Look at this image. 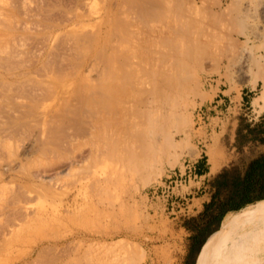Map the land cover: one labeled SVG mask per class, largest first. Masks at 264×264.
Instances as JSON below:
<instances>
[{
    "label": "rangeland",
    "instance_id": "374dc122",
    "mask_svg": "<svg viewBox=\"0 0 264 264\" xmlns=\"http://www.w3.org/2000/svg\"><path fill=\"white\" fill-rule=\"evenodd\" d=\"M123 1L17 0L12 7V16L31 24L16 32L17 42L0 43L1 56L14 50L16 57L0 68V264H187L193 232L185 222L205 205L197 211L198 201L190 206L192 195L176 198L190 189L186 182L174 191V183L169 189L164 182L184 172L202 148L209 155L212 148L218 158L224 154L220 135L211 142L198 111L205 112L222 88L233 105L248 92L262 113L257 121H264V100L258 97L264 82V0H147L152 11L150 6L138 25L156 36L149 37L146 56L132 58L137 65L119 84L131 92L128 123L148 142L147 152L112 169L110 159L91 155L92 136H82L70 149L67 135L75 129H69L77 127L80 134L88 125L86 98L108 89L118 72L110 47L120 27H111L107 10ZM120 6L116 19L128 9ZM222 10L225 16L218 15ZM248 111L236 113L238 125L242 118L250 121ZM77 112L79 126L71 123ZM222 145L239 160L237 138L230 144L226 136ZM72 161L82 167L79 177H90L89 191L95 190L93 172L102 177L109 169L113 183L73 204L69 190L76 176L67 174Z\"/></svg>",
    "mask_w": 264,
    "mask_h": 264
},
{
    "label": "bare ground",
    "instance_id": "6f19581e",
    "mask_svg": "<svg viewBox=\"0 0 264 264\" xmlns=\"http://www.w3.org/2000/svg\"><path fill=\"white\" fill-rule=\"evenodd\" d=\"M16 1L17 0H0V43L4 38H6L8 42L9 41H11V43H12V41L15 42L20 37V35L16 32H18V30H19V32L27 31L29 29L30 24H31V20L30 21L29 20L28 21H23V20L21 21V20H18V17L16 18V17L11 15L12 7L15 6ZM23 2H21L20 4H22ZM17 4H16V6H17ZM121 4H122V6L127 5L128 9H127V11H125L126 14H125L124 18L116 19V17H117L116 10L121 7L120 6ZM155 5H160V4L157 3ZM150 6L151 5H148L147 0H124L120 4H112L110 6V8L107 10V16L110 17L109 23L112 25L111 27H114V29H118V27H120L119 32L117 34H115V38H114V40H112V42L113 41L115 42L117 39V41H116L117 44L110 47L111 51H112L111 55H112L113 59L115 60V61L113 60L114 64H116V65H114L112 63L113 64L112 69L113 70L115 69L118 72L115 74V79L113 81H111L110 86L107 87L108 89L104 90L103 92L95 90L98 94H94L95 96L90 95L86 98V100H85L86 101V108L88 110H86V109L85 110L88 112H85L86 114L84 113L85 118H84V116L83 117L80 116V117L84 118V120L87 117L89 120L87 119V120H85V122L88 123V125H86V123H85V125H86L85 128L80 127V134L79 133L75 134V132L77 133L78 128L77 127L73 128L72 126L73 125H75V126L80 125L79 124L80 119H79L78 114L81 111L79 112V110H78L79 113L78 112L75 113V115H78V116H75V117H77L79 120L74 119V121L71 122V123H73V125L70 126L72 128L69 129L70 131H71V129L72 130L75 129V130L71 131L72 135L69 134L70 132L68 133L69 135H67L69 137V139H68V141L67 140L66 141L69 143L68 146H70V149H72V150L75 149L76 142L79 139H81L82 136L89 135V137L92 136V138H95L93 140L91 138V140H90L91 141L90 142V144H91V155L94 156V158H101L102 157L103 159H110V162H111L110 165L112 166V169L117 164H119V162H130V161L139 160L140 157H142L148 150L147 149L148 146L146 145V143H148V142L147 141H146V143L144 141H143L144 143L142 142L143 138L141 136L142 134H140L141 132L136 131L132 127L130 128L129 123H128V111L129 110L126 107V104L129 103V97H130L131 92L128 90H125V91L122 90V88H120L121 85H119V84L120 83L122 84V82H124L126 79L129 78V76H130L129 70L137 65L135 62L131 61L132 58L134 60L135 58H137L139 56H143V55L146 56L147 48L145 46L148 43L149 37H151V35H152V37H153V35L156 36L155 31H157V32L159 31V30H156V29H158V24H159V27H160V24H162V22H160L158 24L151 23L152 26L155 25V27H157L156 29H154L155 34L152 33L153 32L152 30H151L152 32H150L151 34L149 32H147L145 24H144V26L138 25L139 24L138 21L143 22V20H145L147 18V16L149 15L148 9L150 8ZM151 9H152V6H151L150 10ZM26 12H27V10H26ZM226 12H228V11L222 10V12H220V13L218 12V15L219 16H225ZM28 14H30V13H28ZM159 17H161V16H159ZM115 19H116V21H115ZM33 21H35V20H33ZM162 26L160 28H162V32H164L163 31L164 29ZM143 27H144V29H143ZM108 31H109V29L105 32V34L102 36V38L107 39ZM83 34H85V33H83ZM82 36L83 35L79 36L80 40H81V38H84ZM86 36L87 35H85V38H86ZM152 37L150 39L154 40V37H153V39H152ZM157 37H160V36L158 35ZM87 38H89V37L87 36ZM8 39H10V40H8ZM124 43H127V45L128 44H131V45H128V46L126 45L127 47H125V45L123 46ZM142 44H144V45H142ZM124 47L126 50L124 49ZM174 49H177V48H173V50ZM177 52L178 51L176 50V52H174V54H177ZM1 54H0V68L11 66L9 64L10 63L9 60H10V58L15 57L14 56L15 51L9 50L4 56H1ZM64 54H66V53H64ZM148 56H150V55H148ZM50 63H52V62H50ZM27 66H29V65H27ZM113 66H114V68H113ZM260 77L264 79V73L263 72H262V74H260ZM169 78H171V77L169 76ZM167 79H168V77H167ZM171 80H172V78H171ZM173 84H174V82H173ZM45 89H46V87H45ZM30 90H32V89H30ZM88 94H93V91H91V93L89 92ZM259 98L264 100V82L262 85V91H261ZM143 104L145 106H148V101H143ZM1 108H3V107H1ZM82 108H84V107H82ZM152 117H153V115H152ZM84 120L82 119L81 121L84 123ZM155 122H156V120H155ZM64 124H65V122H64ZM27 125H29V124H27ZM83 127H84V125H83ZM65 128H67V127H65ZM134 137H135V139H134ZM54 144H56V143H54ZM81 161H83V163L86 162L84 159V156L81 158ZM75 162H77V161H75ZM75 162L74 161L71 162L69 171L67 173L68 175L76 176V180L73 181L72 188L69 190V192L74 195L73 201H75V203H73V204H79V198L80 197L83 198L82 200H85L84 202H86V199L89 196H92V194L93 195L94 194L95 195L100 194L102 191L101 189H103V188L105 189L106 187H108L109 185H111L113 183V176H112V173H110L108 171L109 169L105 170L103 172V174H104V175H102L103 178L101 177L102 173H94L93 172V174L91 176H93V178H94L93 183L95 185V190L93 192L89 191L88 180L90 179V177H85V176L79 177L77 175V173L80 170H82V167L80 166V164H76ZM79 174H81V173H79ZM100 186H101V188H98ZM0 199H1V197H0ZM73 204H71V205H73ZM0 205H1V203H0ZM28 208H26V209H28ZM44 211H45V209H44ZM29 213H30V211L27 214H29ZM24 214H26V213L24 212ZM45 214H46V211H45ZM37 216H39V215H37ZM44 217L46 218L47 215L46 216L44 215ZM219 261H220V264H264V207L245 215L225 235V237L223 238V241H222L221 249H220Z\"/></svg>",
    "mask_w": 264,
    "mask_h": 264
},
{
    "label": "trees",
    "instance_id": "16d2710c",
    "mask_svg": "<svg viewBox=\"0 0 264 264\" xmlns=\"http://www.w3.org/2000/svg\"><path fill=\"white\" fill-rule=\"evenodd\" d=\"M236 138L238 148L250 141L264 144V121L251 122L242 118ZM247 176L250 181L241 183L237 168L234 172H222L214 181L216 191L212 200L205 204L199 216L186 220L185 226L193 232L187 264L193 254L192 264H218L223 237L245 215L264 207V200H261L264 199V164L252 166Z\"/></svg>",
    "mask_w": 264,
    "mask_h": 264
},
{
    "label": "crops",
    "instance_id": "0c3cea01",
    "mask_svg": "<svg viewBox=\"0 0 264 264\" xmlns=\"http://www.w3.org/2000/svg\"><path fill=\"white\" fill-rule=\"evenodd\" d=\"M250 96L251 95L248 94V92H245L241 96L242 101L240 100L239 103L233 105L232 96L230 94H226L225 90L220 88L214 97L208 101L206 111L204 112L207 115L208 121H205V125L203 127L205 128L207 137L211 140V142L212 136L215 133L220 135L218 137L217 145L224 149V154L218 158L215 156L212 148L209 150L211 151L210 155L208 154V150L202 148L200 154L193 160V162H190L189 164L187 163L188 165L185 164L184 172H180L179 174H177V172H173L168 177L176 178L171 180L166 179L164 182V186L169 188L171 187V184L178 182L177 178H179V176H182L185 173L186 175L184 180L190 189L185 193L179 194L180 196L177 194L176 198L179 197L181 200L182 198H185L187 194L192 195V197L189 198V200L193 201L190 206L194 204L195 201H198L197 211H201V208L212 200L216 191V188L214 187V181L222 172H234V169L237 168L239 180L242 183L245 180L250 181L247 174L250 173L252 166L257 167L258 164H264V144H261L258 141H250L242 148H238L237 154L239 156V160L237 161L232 159V157H235L233 154L234 149H232L231 152H228L226 145H222L226 139V136H228L230 144L235 142L238 128V117H236V113L249 110L248 112H250L251 115L248 116H250V119H254V121H257L258 117L262 114L259 113V110L254 106L253 100L248 99ZM261 102L263 103L261 106L264 108V102ZM245 114L247 113L245 112ZM234 148L236 149V147ZM212 157L214 161L212 160ZM197 179L199 180L197 181ZM192 182H197L200 184L191 186ZM178 186L179 185H176V187ZM181 186H183V184ZM172 188L174 191L175 186ZM168 197L172 196L168 195ZM170 204L174 205L175 202L172 201ZM178 205L180 204L178 203Z\"/></svg>",
    "mask_w": 264,
    "mask_h": 264
},
{
    "label": "built area",
    "instance_id": "2783aa9c",
    "mask_svg": "<svg viewBox=\"0 0 264 264\" xmlns=\"http://www.w3.org/2000/svg\"><path fill=\"white\" fill-rule=\"evenodd\" d=\"M197 119H198V121H199V123L201 124V123H205V121L207 120V115L203 112V111H201V110H199L198 111V113H197ZM251 121H252V119H250ZM190 162H188V164H189ZM187 164V165H188ZM185 173L182 175V176H180L181 178L179 179V178H177L178 180V182H174V186L176 187V185H182L183 184V182H185ZM170 179H173V178H176V177H169ZM171 187H169V189H170ZM171 191H173V188H172V190ZM171 191H168V195L170 194V192Z\"/></svg>",
    "mask_w": 264,
    "mask_h": 264
}]
</instances>
